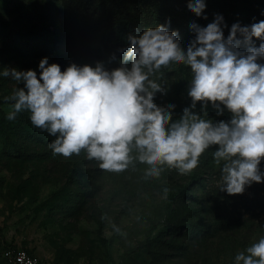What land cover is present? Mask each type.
<instances>
[{"label":"rangeland","instance_id":"1","mask_svg":"<svg viewBox=\"0 0 264 264\" xmlns=\"http://www.w3.org/2000/svg\"><path fill=\"white\" fill-rule=\"evenodd\" d=\"M190 2L0 0V73L33 70L39 78L45 57L61 71L97 62L112 70L120 66L128 35L149 27L176 31L186 50L193 23L206 27L221 15L227 38L234 23L264 21V0H205L200 16ZM262 42L253 38L256 47ZM151 78L165 89L154 103L175 105L171 122L185 108L214 124L232 118L223 105L222 115L211 102L191 107L188 66L173 64ZM17 87L23 83L0 75V264H8L1 257L6 247L47 264H235L237 253L264 237V182L245 186L242 194L221 191V166L213 161L218 145L186 175L166 168L146 179L147 165L138 161L119 173L103 171L84 151L54 156L48 145L55 137L34 127L27 111L8 120L13 102L5 97ZM259 168L264 173V160Z\"/></svg>","mask_w":264,"mask_h":264},{"label":"clouds","instance_id":"2","mask_svg":"<svg viewBox=\"0 0 264 264\" xmlns=\"http://www.w3.org/2000/svg\"><path fill=\"white\" fill-rule=\"evenodd\" d=\"M205 7V0L188 4L197 16ZM222 25L227 26L221 15L206 27L193 23L195 37L186 50L178 33L164 25L130 34L127 49L119 50L125 52L120 66L112 70L97 62L95 67L72 63L61 71L47 57L39 62V78L33 70L5 69L0 75L23 83L5 97L13 102L7 119L27 111L34 127L55 137L48 145L54 156L84 151L101 170L115 173L138 161L147 165L146 179L159 178L166 168L186 175L210 146L218 145L213 161L221 166L219 188L228 195L242 194L245 186L264 182L259 168L264 160V63L258 62L264 60V42L253 44L254 37L264 40V21L234 23L227 38ZM173 64L190 67L191 107L211 102L222 115L223 105L232 114L230 121L214 124L185 108L171 122L175 105L154 103L165 89L151 77ZM113 229L120 232L115 225ZM234 261L264 264V237Z\"/></svg>","mask_w":264,"mask_h":264},{"label":"built area","instance_id":"3","mask_svg":"<svg viewBox=\"0 0 264 264\" xmlns=\"http://www.w3.org/2000/svg\"><path fill=\"white\" fill-rule=\"evenodd\" d=\"M1 257L8 264H47L22 248L6 247L2 250Z\"/></svg>","mask_w":264,"mask_h":264},{"label":"trees","instance_id":"4","mask_svg":"<svg viewBox=\"0 0 264 264\" xmlns=\"http://www.w3.org/2000/svg\"><path fill=\"white\" fill-rule=\"evenodd\" d=\"M187 187H185L184 189H186ZM172 203L171 202H168V206H170Z\"/></svg>","mask_w":264,"mask_h":264},{"label":"crops","instance_id":"5","mask_svg":"<svg viewBox=\"0 0 264 264\" xmlns=\"http://www.w3.org/2000/svg\"><path fill=\"white\" fill-rule=\"evenodd\" d=\"M34 255V254H33ZM36 256V255H35Z\"/></svg>","mask_w":264,"mask_h":264}]
</instances>
